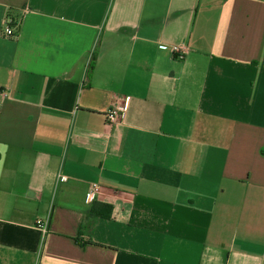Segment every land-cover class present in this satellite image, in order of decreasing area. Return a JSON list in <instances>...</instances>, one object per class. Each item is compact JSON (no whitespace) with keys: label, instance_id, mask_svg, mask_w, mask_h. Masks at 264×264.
Returning <instances> with one entry per match:
<instances>
[{"label":"crops","instance_id":"obj_1","mask_svg":"<svg viewBox=\"0 0 264 264\" xmlns=\"http://www.w3.org/2000/svg\"><path fill=\"white\" fill-rule=\"evenodd\" d=\"M0 264H264V0H0Z\"/></svg>","mask_w":264,"mask_h":264},{"label":"built area","instance_id":"obj_2","mask_svg":"<svg viewBox=\"0 0 264 264\" xmlns=\"http://www.w3.org/2000/svg\"><path fill=\"white\" fill-rule=\"evenodd\" d=\"M18 25H19L18 21H15L10 17H6L3 22L2 36L14 38L16 35L15 32ZM171 52L177 60H183L187 53V48L184 45H175L171 48ZM129 103H130V99L125 98L123 103L111 106L110 109H108L105 113L106 124L108 126H114L120 123L125 117V114L129 107ZM59 180L63 182L66 180V178L60 177ZM97 193H98V187L96 185H90L88 187L86 194L87 199L89 201H93ZM35 226L42 231H44L46 228V225L40 220H37L35 222Z\"/></svg>","mask_w":264,"mask_h":264},{"label":"trees","instance_id":"obj_3","mask_svg":"<svg viewBox=\"0 0 264 264\" xmlns=\"http://www.w3.org/2000/svg\"><path fill=\"white\" fill-rule=\"evenodd\" d=\"M93 65H94V58L91 59V61L89 62V65H88V70H87V74H86L88 77H90V74H91L92 69H93ZM101 209H106L107 212L103 213V212H101ZM88 216L91 219H97V218L108 219L111 216V207L108 205H105L102 203H97V202L93 201L91 211H90V214Z\"/></svg>","mask_w":264,"mask_h":264}]
</instances>
